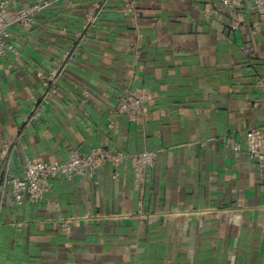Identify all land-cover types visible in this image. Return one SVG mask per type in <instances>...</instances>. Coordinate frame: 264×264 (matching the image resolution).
<instances>
[{
  "label": "crops",
  "instance_id": "1",
  "mask_svg": "<svg viewBox=\"0 0 264 264\" xmlns=\"http://www.w3.org/2000/svg\"><path fill=\"white\" fill-rule=\"evenodd\" d=\"M98 1L57 0L32 26L13 24L5 36L0 264H264V179L255 161L226 145L230 139L245 150L248 131L264 133V90L256 87L264 77L263 18L247 0L232 31L234 13L219 0H137L134 23L123 0H112L95 26L98 38L83 43L59 81V95L27 122L42 94L40 76ZM33 2L8 0V19ZM133 90L146 92L145 119L115 113ZM72 147L156 151L141 214L133 161L119 179L104 164L94 179L57 180L48 201H12L3 180L21 174L25 157L63 161ZM62 219L79 222L67 234Z\"/></svg>",
  "mask_w": 264,
  "mask_h": 264
},
{
  "label": "built area",
  "instance_id": "2",
  "mask_svg": "<svg viewBox=\"0 0 264 264\" xmlns=\"http://www.w3.org/2000/svg\"><path fill=\"white\" fill-rule=\"evenodd\" d=\"M27 7L17 10L15 17L9 20L7 17L8 0H0V56H6L11 51L5 43V36L11 25L17 24L30 27L34 24L36 16L43 10L52 6L57 0H34ZM112 0H99L86 9L84 22L81 28L74 32V42L69 44L67 52L57 60L53 61V67L40 76L42 87L41 96L35 101L33 109L27 115V122L38 120L43 116V112L59 95V81L63 77L67 68L70 67L80 53L83 43L89 38H98L95 26L103 12L106 11ZM247 0H219L220 4L236 12ZM137 0H123L125 13L136 23L140 13L137 8ZM250 7L253 12L260 15L264 20V0H250ZM217 13V9L211 8L205 13V19H209ZM242 19L234 13L232 16L231 30H237L242 25ZM134 26H136L134 24ZM258 32L253 30V33ZM256 87L264 90V77L256 81ZM87 96V92H85ZM146 92L144 90H133L125 95L120 101L115 113L127 117L131 121L139 117L144 119L148 116L146 107ZM112 126V124H110ZM21 135L14 141L4 144V149L9 150L19 142ZM246 148L242 149L239 143H232L230 139L226 140V145L231 148L236 155L245 153L250 159L255 161L258 175L264 179V133L258 129H252L245 136ZM67 158L63 161H39L31 157H25L22 165L21 174L18 176H5L3 180L4 189L10 190L12 201L16 205L26 203L38 205L48 201L49 192L54 183L59 179L71 180L74 178H96L99 168L104 164H110L113 167V178L119 179L121 168L128 161L134 162L135 177L134 183L139 194L138 214H141L143 199L146 191L147 174L151 167L156 164L157 152L144 151L137 154H126L112 148L94 147L90 151L84 152L77 148H70ZM0 202V211L2 208ZM90 217H84V220H90ZM62 229L67 234L72 224L78 223L77 219H62L58 221Z\"/></svg>",
  "mask_w": 264,
  "mask_h": 264
}]
</instances>
